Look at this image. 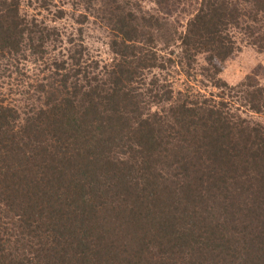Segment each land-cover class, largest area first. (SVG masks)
<instances>
[{
  "label": "trees",
  "instance_id": "trees-1",
  "mask_svg": "<svg viewBox=\"0 0 264 264\" xmlns=\"http://www.w3.org/2000/svg\"><path fill=\"white\" fill-rule=\"evenodd\" d=\"M56 2L103 25L110 59L55 0H0V264H264V122L227 108L262 114L264 90L218 78L237 40L264 53V0H199L178 36L131 0ZM173 45L232 98L149 79ZM25 63L31 104L11 96Z\"/></svg>",
  "mask_w": 264,
  "mask_h": 264
},
{
  "label": "rangeland",
  "instance_id": "rangeland-1",
  "mask_svg": "<svg viewBox=\"0 0 264 264\" xmlns=\"http://www.w3.org/2000/svg\"><path fill=\"white\" fill-rule=\"evenodd\" d=\"M32 1L35 2V0ZM131 2L136 4L142 12H149V14L158 18L160 22L168 25L169 30L171 29L170 32H175V36H178L184 31L186 21L192 12H194L199 0H179L178 3L167 6L164 9L155 6L148 0H131ZM55 3H57L56 0ZM34 6H37L36 3H34ZM58 6L60 8L62 6L65 11V17L63 20H58L54 23L60 32H66L67 34L72 33L75 38L82 35L84 45L86 46V49H88L89 57L94 62L99 63L100 66L103 65L106 60L110 59L108 48L106 46L108 37L105 36V34L104 36L102 34L103 25L91 17L83 23H76L69 17V12L72 11L71 4L64 3ZM29 10L34 14L36 13L34 10ZM45 13L46 12L42 11V14ZM81 13V10L75 11L74 17ZM237 45L239 50L235 52L229 61L224 63L218 78L225 82L230 88H235L240 84L247 82L264 90V53H260L255 49L242 44L238 40ZM177 49L178 48L173 45L167 51L162 50L160 53L161 58H171L175 61L168 62L162 58L164 60L163 62H165L164 64L166 65L165 68L162 70L156 69L151 71L150 74H148L149 79H151L152 76H155L157 81L163 82V84L168 83L174 91L173 94L181 92V94H186L194 99L203 98V96L211 99L218 98L216 96H223L226 100L232 98L235 93L232 94L229 89L226 91H220L211 87L209 83L200 75L202 72H200L199 66L203 65L202 56L196 58L195 64L194 62L191 65H184L183 63L182 66H177V60L175 59ZM38 70L39 69H36L33 65L31 66L26 64L23 71L20 72L21 74L24 72L25 76L19 77L18 74L17 77L19 80L17 83L20 84L16 87V89L12 90L10 88L12 92L11 96L12 98H15L17 102L22 104L26 102H28L27 104L32 103L31 101L33 100L23 101V93L29 91L32 96L34 95L36 82L39 81L41 79L40 76L43 75H39ZM14 77L15 75L12 76V79H14ZM16 79L17 78H15V80ZM228 94L229 96L227 97ZM24 98H27V95H25ZM237 105L238 103L235 101L234 104L230 101L227 104V108L232 112L240 113V115L245 118L264 122V113L252 114L246 108H239Z\"/></svg>",
  "mask_w": 264,
  "mask_h": 264
}]
</instances>
